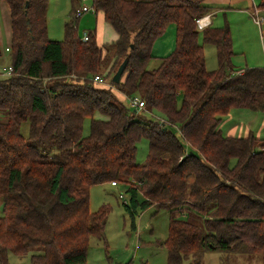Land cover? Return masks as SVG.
<instances>
[{
    "label": "trees",
    "instance_id": "16d2710c",
    "mask_svg": "<svg viewBox=\"0 0 264 264\" xmlns=\"http://www.w3.org/2000/svg\"><path fill=\"white\" fill-rule=\"evenodd\" d=\"M0 1L10 15L8 52L0 47V57L7 53L4 70L11 69L0 78V264H9V252L31 249L42 252L31 264H86L91 238L105 239L110 211L90 212V189L111 182L125 187L132 231L139 213L169 212L161 244L167 264L211 251L259 256L264 264V138L220 129L233 110L264 115V66H232L227 23L197 30L208 12L203 0H90L116 35L106 58L95 30L86 31L87 42L78 35L81 0H69L62 41L47 36L49 0ZM257 10L264 13V0ZM170 26L174 49L156 58L154 43ZM199 34L215 48L213 71ZM125 60L120 82L107 83ZM151 61L157 66L147 70ZM134 96L144 111L127 107ZM141 140L148 154L136 164Z\"/></svg>",
    "mask_w": 264,
    "mask_h": 264
},
{
    "label": "rangeland",
    "instance_id": "374dc122",
    "mask_svg": "<svg viewBox=\"0 0 264 264\" xmlns=\"http://www.w3.org/2000/svg\"><path fill=\"white\" fill-rule=\"evenodd\" d=\"M69 9V0H49L46 18L47 36L50 41L63 40V25L67 19ZM95 18L97 19L96 23ZM89 19H91L89 22L90 24L86 22ZM93 30H96L97 42L104 49V55L106 58H110L113 51L112 42L116 37L112 28L107 23H104L102 18L90 13V15H87L86 20L83 19L79 22L78 35L82 36L83 32ZM163 36V38L158 39L154 43L152 51V55L154 57L164 58L174 49L173 46L172 50L167 52L164 47V43L171 40L170 30L167 29ZM198 43L202 45L204 49L206 70L209 72L215 70L217 67V58L214 46L203 44L200 34ZM8 46L9 45L7 43H4L0 47L4 50V48ZM237 47L238 46L236 45L234 46V51L238 52ZM252 47L253 42L251 44V48ZM251 52L254 54L253 51ZM7 63V53H4L3 51V55L0 57V74L2 72L1 70L6 68ZM231 63L234 68L245 67L243 59H237V61H232L231 59ZM109 64L110 62L108 65ZM156 66L157 62L151 61L147 66V70H153ZM105 72H108V68L102 66L101 73L106 74ZM112 77L113 75L106 78L105 81L107 83L110 82ZM0 78L4 77L0 76ZM145 115L153 120L158 117L157 115ZM0 118V122H3L5 120V114H1ZM28 129V122H24L20 127V133L24 137H27ZM220 129L224 136L229 135L228 130L231 135L233 130L235 135L234 137H243L242 131L247 133L246 131L249 130L261 139L264 134V115L259 112L255 113L248 110H233L223 118ZM173 131L178 134L176 129ZM88 133L89 119H86L83 122V136H87ZM147 154L148 143L146 140H141L137 145L135 159L136 164H143ZM120 196H122L123 199H120ZM124 200L126 201L125 203H129L128 196L125 194V187L122 185L111 187L108 184H104L94 186L90 189V212H96L102 206H108L110 211L104 234L105 239L91 238L87 252L86 264H167V254L161 244L167 237L169 212L163 211L155 214V210L150 208L142 213H139L135 220L136 230L132 231L130 223L131 219L124 207ZM2 216L3 205L0 199V217ZM173 217L182 218L179 213H174ZM197 225L202 227L201 222H197ZM41 254L42 252L38 249L28 250L22 255H16L9 252L7 259L9 264H31V257ZM183 264H260V257L211 251L205 253L199 261L189 259Z\"/></svg>",
    "mask_w": 264,
    "mask_h": 264
},
{
    "label": "crops",
    "instance_id": "0c3cea01",
    "mask_svg": "<svg viewBox=\"0 0 264 264\" xmlns=\"http://www.w3.org/2000/svg\"><path fill=\"white\" fill-rule=\"evenodd\" d=\"M258 2L259 0H203V4L208 9L205 17H208L210 26L219 28L222 27L225 23L229 25L234 53L232 61L243 59V64H245V67L243 68L264 66V21L263 24L257 25L252 19V12L257 9ZM260 14H262V16L264 17V13L260 12ZM86 18L87 15L84 16L82 20H86ZM90 20L91 19L87 20L86 22L90 24ZM170 27L171 28L168 29L170 30L171 40L164 43V47L166 48L167 52L172 50L175 44V28L173 26ZM163 37L164 36H162L161 38ZM115 39L113 41H115ZM252 42L253 47L251 48ZM4 43H7L8 45L10 43V15L8 6L3 1H0V45L2 46ZM235 45L238 46V52L234 51ZM250 50L253 51L254 54ZM235 69L242 68L235 67ZM246 132L247 133H244V131H242L243 136H246L251 131L247 130ZM228 134L230 135L229 130ZM231 135L235 136L233 130Z\"/></svg>",
    "mask_w": 264,
    "mask_h": 264
},
{
    "label": "built area",
    "instance_id": "2783aa9c",
    "mask_svg": "<svg viewBox=\"0 0 264 264\" xmlns=\"http://www.w3.org/2000/svg\"><path fill=\"white\" fill-rule=\"evenodd\" d=\"M90 0H81L82 3H84L85 5H83L80 9L76 10L75 13V18L76 19H81L85 14H89L92 13L93 14V10L92 8L87 5V3ZM252 19L254 21V23H256L257 25H261L263 24L264 21V17L260 14V12L255 9L252 12ZM210 25V21L208 19V17H201L199 19L196 20V27L197 30L202 31L205 28H207ZM81 41L82 42H87L88 41V34L87 32H83L82 36H80ZM5 52H8V48H5L4 50ZM11 69L8 68L7 70H3L0 74L1 77H8L10 75ZM94 82L100 84V85H106L104 83V81L102 80V78L100 76H95L94 77ZM126 104L127 107L131 110V111H143L144 110V102L138 97V96H134V97H130V98H126ZM111 187H117V184H115L114 182L110 183ZM120 199H123L122 196H120ZM126 201L124 200V203Z\"/></svg>",
    "mask_w": 264,
    "mask_h": 264
},
{
    "label": "water",
    "instance_id": "95a60500",
    "mask_svg": "<svg viewBox=\"0 0 264 264\" xmlns=\"http://www.w3.org/2000/svg\"><path fill=\"white\" fill-rule=\"evenodd\" d=\"M28 3L25 4V8H27ZM127 65V60L123 61L120 66L118 67V69L116 70L115 74L112 77V82L114 84H118L120 82V78L126 68Z\"/></svg>",
    "mask_w": 264,
    "mask_h": 264
}]
</instances>
